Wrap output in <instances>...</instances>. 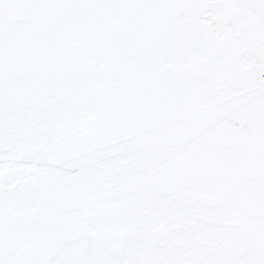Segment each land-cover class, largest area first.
Masks as SVG:
<instances>
[{
	"label": "snow or ice",
	"instance_id": "1",
	"mask_svg": "<svg viewBox=\"0 0 264 264\" xmlns=\"http://www.w3.org/2000/svg\"><path fill=\"white\" fill-rule=\"evenodd\" d=\"M0 264H264V0H0Z\"/></svg>",
	"mask_w": 264,
	"mask_h": 264
}]
</instances>
